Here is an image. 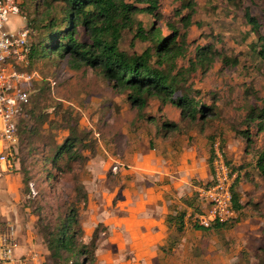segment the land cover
I'll return each instance as SVG.
<instances>
[{"label":"rangeland","instance_id":"obj_1","mask_svg":"<svg viewBox=\"0 0 264 264\" xmlns=\"http://www.w3.org/2000/svg\"><path fill=\"white\" fill-rule=\"evenodd\" d=\"M157 1L154 13H138L134 19L145 30H159L163 38L175 33L182 48L172 64V75L179 80L175 97L187 94L210 109L195 120L156 98L137 106L128 98L129 91L113 89L99 69L85 65L76 69L65 54L48 52L16 67L36 75L19 119L16 167L0 176V223L15 227L19 246L31 241L42 264L264 261V179L254 166L264 148V124L255 117L264 102V59L258 53L261 41L245 18L248 12L264 35V0ZM124 2L146 6L136 0ZM18 3L20 13L9 17L7 29L27 27L32 43L46 36L51 13L61 21L63 0ZM184 17L189 18L182 21ZM135 28L123 30L119 41L120 50L130 55L152 47L134 40ZM88 36L78 28L80 41L88 42ZM151 64L169 69L166 63L158 65L156 56ZM71 138L79 158L65 153L56 157L57 148ZM216 140L238 175L235 191L242 208L235 222L202 229L184 218L182 233L173 225L170 239L150 251L103 244L109 232L91 217V200H99V205L109 198L114 204L124 199L130 205L143 203L153 193L150 186H166L162 197L169 215L199 212L197 188L209 181L210 150ZM162 204L147 209H160ZM70 206L78 212L81 243L89 245L98 232L96 249L72 259L64 253L52 257L47 241Z\"/></svg>","mask_w":264,"mask_h":264},{"label":"trees","instance_id":"obj_2","mask_svg":"<svg viewBox=\"0 0 264 264\" xmlns=\"http://www.w3.org/2000/svg\"><path fill=\"white\" fill-rule=\"evenodd\" d=\"M136 2L146 6L138 8L125 3L124 0H63L61 21L51 13L45 24L47 34L42 41L31 42L29 58L32 61V59L48 52L65 54L68 56V62L76 69L83 65L92 69H99L113 89L129 91L128 98L137 106L142 107L147 99L156 98L163 104L169 103L176 106L180 109L181 115L189 116L195 120L201 111L205 109L209 111L210 109L187 94L175 97L179 80H176V75H172V64L175 58L180 56L182 49L175 42L176 35L173 33L167 39L161 36L159 30L143 29L141 24L135 21L134 16L138 13H154L158 1L136 0ZM188 18L184 17L181 20L187 21ZM245 18L251 25V31L256 33L258 40L261 41L258 53L264 59V35L260 32V23L248 12L245 13ZM26 24L31 25L28 22ZM134 25L136 26L133 35L134 40L150 42L152 47L146 48L141 54L130 55L120 50L119 41L123 30L133 29ZM79 27L88 32V42L79 40ZM153 56H156L158 65L162 66L166 63L169 69L165 71L160 67H154L151 64ZM256 113L255 117L258 124H264V102ZM163 126L176 128L172 123L169 125L164 123ZM244 138L246 143H249V133H245ZM74 142L73 138L66 140L57 148L55 156L58 157L65 153L68 158H79L78 153L73 152ZM210 151L209 165L213 156V148ZM254 166L259 176L264 179V148L257 155ZM237 181L238 175L232 187V203L236 218L228 223L235 222L242 208L239 204V196L235 191ZM185 216V212L168 215L166 223L169 228L174 225L175 231L182 233ZM226 224L216 223L211 228L223 227ZM50 237L47 241V249L51 256L61 257L64 253L67 258L72 259L96 249L98 232L94 231L89 245L81 243L82 229L78 221V212L75 206H70L64 220L61 221Z\"/></svg>","mask_w":264,"mask_h":264},{"label":"built area","instance_id":"obj_3","mask_svg":"<svg viewBox=\"0 0 264 264\" xmlns=\"http://www.w3.org/2000/svg\"><path fill=\"white\" fill-rule=\"evenodd\" d=\"M18 0H0V176L9 173L17 164L15 143L19 119L29 104L28 85L36 75L21 73L16 67L27 63L31 53L30 31L27 27L17 32L7 29L9 17L19 15ZM209 181L197 188L200 210L185 216L202 229L216 223H228L236 218L232 203V187L237 172L230 168L220 148L213 143ZM17 230L10 223H0V264H42L34 250L17 254Z\"/></svg>","mask_w":264,"mask_h":264},{"label":"crops","instance_id":"obj_4","mask_svg":"<svg viewBox=\"0 0 264 264\" xmlns=\"http://www.w3.org/2000/svg\"><path fill=\"white\" fill-rule=\"evenodd\" d=\"M165 190L166 186L158 189L150 186L149 191L153 193L145 196L143 203L138 201L131 205L128 204L129 199L117 200L114 204L109 198L101 205L98 204L99 200H91V208L94 210L91 217L96 224L101 223L109 232L103 244L115 245L119 249L148 251L153 246H163L164 241L170 237V228L166 223L169 215L166 208L167 202H164L162 197ZM160 202H163L162 208L152 209V211L147 209L148 205H157ZM32 248L31 241L26 242L18 247L17 254L20 255L25 250L33 251Z\"/></svg>","mask_w":264,"mask_h":264}]
</instances>
